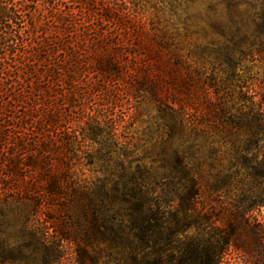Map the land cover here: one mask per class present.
<instances>
[{
	"label": "trees",
	"instance_id": "trees-1",
	"mask_svg": "<svg viewBox=\"0 0 264 264\" xmlns=\"http://www.w3.org/2000/svg\"><path fill=\"white\" fill-rule=\"evenodd\" d=\"M65 6L0 0V264H62L72 254L78 264H221L231 249L251 254L264 245L254 215L264 208V72L242 75L237 60L248 56L249 72L264 65V0H246L244 14L230 0L218 26L221 41L187 53L166 29L145 31L137 44L129 35L90 39L86 21L69 32L77 23ZM106 10L126 28L119 11ZM86 42L107 50L97 54L95 69L79 71ZM110 47H135L145 58L137 87L158 103L170 138H180L164 144L160 176L138 165L96 182L85 178L72 162L78 142L67 132L71 121L48 103L64 83L69 93H60V106L78 110L79 72L92 70L110 83L132 74L124 54ZM168 63L175 67L168 71ZM105 82L92 90L106 103L118 101ZM94 114L82 139L94 140L101 125L113 137L112 115ZM121 145L124 165L131 155Z\"/></svg>",
	"mask_w": 264,
	"mask_h": 264
},
{
	"label": "rangeland",
	"instance_id": "rangeland-1",
	"mask_svg": "<svg viewBox=\"0 0 264 264\" xmlns=\"http://www.w3.org/2000/svg\"><path fill=\"white\" fill-rule=\"evenodd\" d=\"M235 1L239 3V11L244 14L246 0ZM88 3V0H64L65 9L73 12L68 20L77 23V26L75 24L74 27L68 29L69 32L77 30L78 28L75 27H79L80 21H86L88 22V38L90 39L101 33L113 39H117L120 35H129L132 38L130 43L137 44L144 39L143 33L145 31H151L152 34L157 29H166L174 37V43L182 49L183 53H187L190 46L191 48L204 47L211 41H221L218 26L226 16L230 0H97L91 7L87 5ZM108 7H113L115 11H119L123 15L124 18L122 19L126 28L118 25L116 20L112 19L113 15L106 10ZM58 28L59 26H56V31L60 33L58 35L64 37L65 33L57 30ZM52 30L54 29H48V33H54ZM88 42L82 49H79V60L82 63L77 68L79 71L86 68L95 69L93 67L97 66L96 62L101 58L97 54L107 50L103 46L89 47ZM242 48L246 49V46H242ZM115 49L119 48H109L111 51ZM136 49L135 47H125L118 50L124 54L121 58L127 63V66L131 69L134 68L132 74L127 73L118 82H105L100 74H96L92 70L89 74L82 76L80 72L77 74L75 77L77 80L75 99L80 107L78 110L76 108V110L71 109L70 111L67 105L60 106V93H69V89L65 88L64 83L55 86L56 93L52 94L55 101L51 103L48 100L50 105L54 103V107L56 106L62 120L65 117L70 119L67 132L71 139H75V135L78 142L75 150L77 158H74L72 162L75 169L83 172L85 178L90 181L96 182L98 178H103V175L122 174L128 167L131 172H135L138 165H145L148 169L153 170V173L160 176L164 171L163 162L166 161L164 148L167 146L164 144L170 139H180L178 137L170 138L169 129L159 111L158 103L152 95L143 90L139 91L137 87L140 84V75L142 74V72H138V66L143 65L144 67L147 63H145L144 57H138ZM237 60L240 65L238 67L241 69L238 71L242 75L252 77L256 76V73L259 76L264 72V65L259 63L249 72L247 69L252 66L248 56H237ZM81 66L84 68L82 69ZM165 66L168 71L169 68L175 67L170 63ZM216 67L221 69L218 71V78L225 77L222 64H218ZM160 68L163 70L164 65H161ZM163 77L167 76L164 75ZM27 78L29 77L24 76L22 79L24 87L27 84ZM43 80L40 79V82L37 83L40 87H44ZM104 82L106 89L113 91L118 101L106 103L104 94L92 90L93 86L103 85ZM167 88L166 92L169 95L172 89L169 86ZM4 90L5 86L0 85V92ZM99 104H103L101 109L98 107ZM23 106L25 107V105ZM24 107L18 108L19 111H24ZM42 111L44 112L46 109L43 108ZM104 112L112 115L110 118L117 124V129L113 132L114 136L108 135V129L101 125L102 129L93 137L94 140L84 141L82 133L87 128H83V123L91 122L90 119L94 113L98 118H101V114ZM37 114L39 113L37 112ZM121 144H127V153L131 155L130 158L126 159L124 165L122 163L124 158L117 155L123 153ZM254 215L264 227V208L256 210ZM62 264H78L76 255H70L69 260L63 261ZM221 264H264V245L255 247L251 254H244L231 249Z\"/></svg>",
	"mask_w": 264,
	"mask_h": 264
}]
</instances>
